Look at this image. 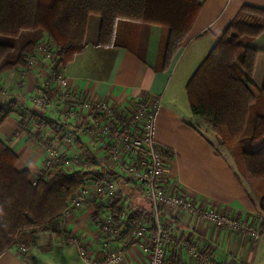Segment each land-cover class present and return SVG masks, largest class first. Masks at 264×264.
Segmentation results:
<instances>
[{"label":"crops","instance_id":"crops-1","mask_svg":"<svg viewBox=\"0 0 264 264\" xmlns=\"http://www.w3.org/2000/svg\"><path fill=\"white\" fill-rule=\"evenodd\" d=\"M244 5L264 7V0H204L188 38L166 70L158 68L159 47L166 33L161 25L121 19L115 37L117 46L103 47L98 44L101 17L91 15L85 50L73 62L59 68V76L53 78V82L57 84L59 78H64L72 90H77L92 103L105 102L123 109L133 106L145 95L160 98L155 138L174 153L170 160V184L179 185L185 196L192 200L213 202L216 208L219 206L240 221L258 227L262 221L259 193L239 174L231 152L221 139L193 116L186 89L192 75ZM46 36L41 31L32 35L39 43L44 42ZM251 45L261 51L254 77L257 86L261 87L264 84V31L251 41ZM45 64L44 68L38 66L34 71L17 66L0 75V102L14 105V111L0 127V137L19 155L17 168L29 170L34 177L44 169V151L48 146L44 147L40 141L41 135L32 134L40 129L46 132V128L60 124L57 117L54 125H39L35 118L30 122L28 109L31 107L33 112H38L25 97L33 95L41 82V73H49ZM252 89L257 95L259 89ZM66 124L69 127L70 121ZM60 128L56 129L57 134L48 135L50 140L45 141L46 145L51 142L52 148L74 153L72 144L63 145ZM88 142L84 138L79 140L83 151L90 153L93 148ZM58 164L62 167V160ZM109 172L106 175L118 183L120 180L117 179L122 178L124 194L121 197L124 196L123 203L128 208L135 211L150 208L149 203L141 200L139 185L127 182L128 175ZM94 175L99 176L93 172L89 177ZM105 212H108L107 208L89 203L69 215H62L55 224L58 232L70 231L90 239L98 255L118 249L123 252L119 264H147V254L139 242L98 235V218ZM160 217L170 233V264H264V230L261 228L262 234L256 238L242 229L209 221L202 215L184 212L172 216L163 212ZM56 232L46 230L21 236L20 243L33 240L28 254L20 253L16 246L0 256V264H92L83 260L74 247L63 245L59 241L62 233ZM45 236L50 244H42Z\"/></svg>","mask_w":264,"mask_h":264},{"label":"trees","instance_id":"trees-1","mask_svg":"<svg viewBox=\"0 0 264 264\" xmlns=\"http://www.w3.org/2000/svg\"><path fill=\"white\" fill-rule=\"evenodd\" d=\"M203 4L204 0H0V34L17 37L36 30L48 34L58 77V69L85 50L91 15L101 17L98 44L103 47L117 46L121 19L159 24L166 33L159 47L158 68L166 70L188 38ZM263 31L264 7H241L186 89L193 116L211 128L231 152L239 174L255 184L262 216L258 226L264 230V84L258 87L255 82L261 51L251 45ZM37 43L28 41L17 54L14 46L0 44V75L17 66L26 67ZM252 87L259 89L257 95ZM42 96L49 104L59 99L56 88L44 89ZM13 111L12 103L0 102V127ZM250 114L255 115L252 135L241 138ZM34 118L39 125L53 123L37 114ZM161 149L173 158L171 149L162 145ZM18 160L19 155L0 137V256L15 248L21 236L48 230L63 215L69 198L93 174L85 169L89 164L85 159L80 161V169H43L34 177L29 170L17 168ZM117 180L123 187L122 178ZM149 207L137 209L135 220L145 218L153 228L154 211Z\"/></svg>","mask_w":264,"mask_h":264},{"label":"built area","instance_id":"built-area-1","mask_svg":"<svg viewBox=\"0 0 264 264\" xmlns=\"http://www.w3.org/2000/svg\"><path fill=\"white\" fill-rule=\"evenodd\" d=\"M55 58L53 46L44 41L30 54L26 67L34 71L46 63L49 73L44 75L41 73L42 76H40L42 79L52 78L55 74L53 70ZM47 83L45 89L56 88L59 99L49 104L42 96L36 104L39 111H44L46 105L60 108L63 101L73 104L80 102V107L85 111L82 118H78L80 111L76 107L70 108L67 102L63 108L64 111H72L75 114V124L83 133L86 132L91 137H101V128L104 127V132L116 129V138L107 144L110 146V161H112L109 173L114 171L124 173L128 175L127 182L139 185L141 197L153 208L155 221L153 228L145 218L136 222L135 210L123 203L117 181L106 174L88 177L69 198L63 212L64 216L89 203L107 208L108 212H105L100 219L98 218V235L113 240L116 237H123L131 243L139 242L147 254V264H170L168 261L170 233L160 217L163 212L172 216L184 212L202 215L209 221L234 229H242L256 238L262 234L259 226L240 221V218L224 211L219 206L216 208L213 202L208 200H192L185 196L179 185L170 184L171 158L162 152L161 145L155 138V120L157 110L161 105L160 98L145 95L133 106L123 109L105 102L92 103L77 90H72L64 78H59L55 87H49V82ZM98 114L101 115L99 119L96 118ZM103 120L106 121L104 126ZM71 142H73L72 139L68 138V142L65 143L71 144ZM65 149L68 148L65 147ZM44 152V169L59 170L58 163L61 160L63 163V158L69 157L66 156L67 150L65 152L63 149H46ZM62 167L67 172L73 170L70 161H66ZM259 215L262 217L261 213ZM32 241L19 243L18 251L20 253L29 251ZM63 241L75 246L79 256L92 264H119L123 256V252L118 249H109L106 253L98 255L90 239H81L78 233L74 232L66 231Z\"/></svg>","mask_w":264,"mask_h":264},{"label":"rangeland","instance_id":"rangeland-1","mask_svg":"<svg viewBox=\"0 0 264 264\" xmlns=\"http://www.w3.org/2000/svg\"><path fill=\"white\" fill-rule=\"evenodd\" d=\"M37 32V31H25L23 32L21 35L17 36V37H13V36H7V35H2L0 34V44H7V45H12L15 47V53L17 54L20 50V48L27 43L30 40H34L32 37L33 33ZM44 38V39H43ZM41 39H43V41H47L49 43H51V40L47 34L46 37H43ZM40 39V40H41ZM34 41H39L38 40H34ZM39 43V42H38ZM37 43V45H38ZM53 78H56L55 75L52 78H44L42 79L40 77V83L36 86V88L33 90V95L27 96L25 98H27L28 101H30V103L32 104L33 110L37 111L38 113H35L31 110V107L28 109V114H30V122L34 121V115L35 114H40L42 117H44L47 120H51L53 121V125L55 123H57L56 120H54V118H59L58 121H60V124H58L57 127H50V129L46 128V132L44 130H39L36 134H32L39 136L41 135V137L39 138L41 142H43V144H45L44 147H47L46 149H53L51 146V142L46 145L45 141H49L50 140V136L48 135H55L58 133V131H56V129H58L59 126H61V128L59 129V132H61L63 138L64 139V143L68 142V138H71L73 142H71V144L73 145L75 152L74 153H69L66 154V156H69L68 158H63L64 162L62 163L64 165V163H66V161H70V165L72 167L73 170H77L81 168L80 165V161H84L85 159L88 160L89 164L86 165L85 169L87 170H92L94 172V174H98L99 176H103L105 174H107V172H109L111 170V152H110V146H107L108 143H110L113 139L116 138V129L114 131L111 132H104V127L101 128V137H91L90 134L88 133H83L82 130L76 126L75 124V114L72 111H64V105L66 104V102L68 103L69 107H76L80 112L78 113V118H82L83 114L85 113L84 109L81 106V103L78 102L77 104H73L71 102L68 101H63L62 102V106L60 108H56L54 106L51 105H46L45 106V110L44 111H39L36 108V104L38 102V100L42 97L43 95V91L45 89V87L47 86V82H49V87H55L56 84L53 82ZM69 113V114H68ZM68 120L70 121L69 127H66V123H68ZM28 122V124L30 123ZM254 124H255V115L254 114H250L249 118H248V122H247V126L245 129V132L243 133L241 138H246V137H250L252 135L253 129H254ZM106 125V121L103 120V126ZM31 129V128H30ZM51 130V131H49ZM81 138H84L85 140H88L90 146H92V150L90 151V153L86 151H83L79 140H81ZM82 150V151H81ZM243 179H246L243 175H242ZM247 183L249 184L250 187L255 188V184L250 181L249 179H246ZM118 183V182H117ZM118 185L120 186V184L118 183ZM121 187V186H120ZM122 189V187H121ZM124 190L122 189V192L120 195H123ZM125 200L124 196L122 201ZM60 219V218H59ZM56 222V221H55ZM51 228V229H50ZM50 228L48 230H53L57 231L56 233H59L58 235H60V233H62V235H60L61 237H59V241L63 243V245H68L63 241L64 238V232L59 231L58 232V225L55 223H52L50 225ZM79 235V234H78ZM79 237L81 239H84L85 237L79 235ZM49 240L46 238L42 239V244L45 245L46 242H48ZM26 243V241H22L21 244ZM61 243V244H62ZM48 244H50L48 242ZM48 244H46L48 246ZM63 245H61V247H63ZM47 246H44L45 248ZM70 247H74L76 250L77 248L75 246L72 245H68ZM73 251H75L73 249ZM78 252V250H77Z\"/></svg>","mask_w":264,"mask_h":264}]
</instances>
